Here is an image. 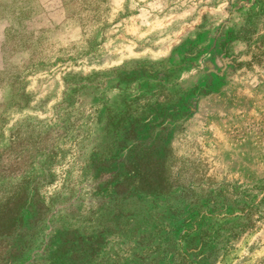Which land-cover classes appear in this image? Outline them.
Returning a JSON list of instances; mask_svg holds the SVG:
<instances>
[{"label": "rangeland", "instance_id": "1", "mask_svg": "<svg viewBox=\"0 0 264 264\" xmlns=\"http://www.w3.org/2000/svg\"><path fill=\"white\" fill-rule=\"evenodd\" d=\"M130 152L164 177L96 200L92 162ZM18 185L105 246L90 264H173L188 229L193 264H264V0H0V217ZM26 258L0 229V264Z\"/></svg>", "mask_w": 264, "mask_h": 264}, {"label": "trees", "instance_id": "2", "mask_svg": "<svg viewBox=\"0 0 264 264\" xmlns=\"http://www.w3.org/2000/svg\"><path fill=\"white\" fill-rule=\"evenodd\" d=\"M252 13L251 9H244V12H229L232 16L238 14L239 17ZM231 20H227L225 24L221 25L222 32L218 43V51L226 61L230 60L226 47L233 39L237 40L238 37V32L231 30ZM223 64L225 67L226 63L224 61ZM184 109L186 110V108ZM185 110L182 108L179 116L183 115ZM155 123L154 120L153 126ZM135 131L133 128L132 132ZM107 159V156H104L103 158H96L92 162L91 189L93 197L98 201L109 200V202H115V206H118L122 200L136 191L138 181L142 184L144 182L150 184L151 180H160L164 177L159 167L149 172L131 170V152L122 161V164L127 165L124 169L115 170L111 168L110 165L113 161L107 162ZM148 161L149 163H156L152 152L148 156ZM136 163L142 165L140 161H136ZM159 174L161 175L159 176ZM21 183H24V181ZM131 188L134 189L131 190ZM153 192H157L158 197L165 194L162 189ZM35 196L39 197L37 188L34 189V186H25L24 188L23 185H18L2 203L0 229L6 240L8 250L27 256L20 264H90L91 258L100 253V248L105 246L100 245L95 237L86 236L83 233L53 231V228H50L52 216L49 208L43 203L36 202L34 200ZM93 221L94 219L91 216L83 219L85 223H92ZM128 226H131V223ZM93 231L106 234V231L102 228ZM190 233H192V230L188 229L184 234H181V241L175 240L173 236H171L172 239L166 237L165 241L158 246V253L164 256L171 254L173 264H193L189 259L190 254L183 250L184 244L189 245V242L195 239ZM55 242H58V245L50 248Z\"/></svg>", "mask_w": 264, "mask_h": 264}]
</instances>
